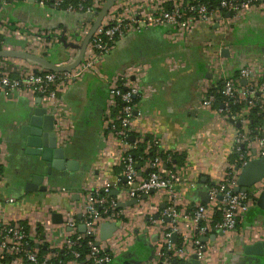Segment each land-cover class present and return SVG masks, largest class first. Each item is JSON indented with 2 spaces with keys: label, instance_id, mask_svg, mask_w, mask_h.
<instances>
[{
  "label": "crops",
  "instance_id": "obj_1",
  "mask_svg": "<svg viewBox=\"0 0 264 264\" xmlns=\"http://www.w3.org/2000/svg\"><path fill=\"white\" fill-rule=\"evenodd\" d=\"M139 1L144 0H116L103 19L120 13L121 5ZM214 18L219 21L202 23L184 38H175L169 25L125 33L104 57L99 73L79 74L81 63L61 71L62 84L52 101L32 91L0 89V224H27L30 250L41 259L38 264H82L76 259L61 262L59 253L65 249V239L72 229L70 218L77 232L85 231L81 221L86 203L95 187L105 180L116 181L111 196L117 200L120 214V224L112 237L99 244L110 254L109 264H169L159 255L161 233L171 224L162 215L167 194L147 191L136 198L129 193L122 167L125 147L109 128L114 117L109 86L129 66L131 83L143 89L136 102L132 135L141 141L152 134L158 136L164 155L160 169L178 177L176 240H188L193 254L190 240L198 235L204 249L200 264H264V211L256 205L264 180L249 190L255 199H249L246 210H239L234 230L217 227L221 216L208 195L226 172L237 181L241 156L251 159L264 150V122L251 128L248 113L243 115L244 121L235 118L231 122L217 107L201 104L210 89L223 83L225 76L236 77L245 65L264 73V0L230 16L218 12ZM91 21V16L40 6L35 0L0 3L1 49L26 51L59 66L71 65ZM225 48L227 57H215V51ZM211 63L219 65L218 70L224 73H217ZM0 68L12 75L23 69H45L21 57H1ZM242 81L240 84L246 86ZM40 106L55 116L57 147L65 148V157L74 160L77 169L41 172L40 185L46 190L27 191L26 183L37 172L33 163L38 161L46 168V162L27 153L21 126ZM245 109L244 104L236 113L242 114ZM236 130L245 137L239 151L235 149ZM136 167L141 178L151 170L148 160ZM198 205L204 206L206 213L193 222L190 216ZM0 264L33 263L0 252Z\"/></svg>",
  "mask_w": 264,
  "mask_h": 264
},
{
  "label": "built area",
  "instance_id": "obj_2",
  "mask_svg": "<svg viewBox=\"0 0 264 264\" xmlns=\"http://www.w3.org/2000/svg\"><path fill=\"white\" fill-rule=\"evenodd\" d=\"M15 1L25 2L28 0H0V3L9 4ZM35 1L40 6L51 5L56 8L63 2V0ZM103 4V0H90V5L85 8L79 5L78 9H75L73 5L69 4L65 9L60 10L79 12L85 16H91L90 28L96 17L95 12L100 10ZM218 4L219 9H209L206 3L199 0H144L127 2L121 5L120 13L108 20H102L101 25L97 28L88 44L87 51L78 67V73H99V66L104 57L114 47L117 39L125 33L139 32L153 26L169 25L173 28V36L175 38H184L202 23L213 24L217 20L214 17L218 12L230 13V15L237 14L244 9L257 5L258 2L257 0H218ZM88 30L84 29V34ZM215 53V57L217 56L221 60L220 49L217 52L215 51ZM217 61L216 64L218 63ZM211 64L213 68L215 67L214 69L217 70V73H224L223 69L218 70L219 65ZM130 69H132L131 66L126 67L110 83L108 100L112 108H116L117 110L110 121L109 128L113 131L119 143L125 147L122 166L129 193L135 195L136 198H140L141 193L150 190L164 191L167 194V206L162 215L163 217H168L171 220V224L168 229L161 233L160 258L164 257L163 261L169 264H173V261L176 262L175 264H185L191 255L188 240L182 239L179 246L171 240L172 234L177 231L179 218L175 198V182L178 177L174 172L160 169L161 156L156 153L153 158L148 160L149 168H151L148 176L141 178L137 173L136 161L130 153L141 141V138H135L133 141L128 138L133 134V126L137 120L136 103L133 102V98L140 97L143 94L140 84L131 83ZM67 76L69 77L70 75ZM61 78V72L47 69L36 71L23 69L17 71L16 75H12L7 71H2L0 68V89L8 92L32 91L52 101L57 95L59 86L62 84ZM241 79L246 80V86L240 84L239 81ZM223 94L227 97V100L218 111L226 116L227 119L230 116L233 119L240 118L241 121H244L242 119L243 115H246L249 107H253L255 103H258L264 115V73L255 72L253 66H243L239 69L236 77L225 76L223 79ZM214 101V95L207 93L201 104L203 107L211 108ZM237 102L245 104V111L242 114H230V105ZM120 103L121 105L118 107ZM116 122L118 123V128H116ZM244 140V135L239 134L238 130H236L235 149L237 151L240 150V144ZM151 149L161 152V139L155 134H152L150 140L147 141V150ZM259 156H264V150ZM248 159L246 155L241 156L242 165ZM115 184V180H105L101 185H97L91 193L85 206L83 220L81 221L85 226L83 233L77 232L74 219H69L68 224L72 229L65 239V247L71 250L75 258L79 257V253L74 250L73 246L86 236L92 237V240L88 241L91 249L86 256L88 260L87 264H109L111 261L110 254L105 253L104 249L97 246L95 242L98 240V229L101 222L117 221L120 217L117 209V200L111 196ZM235 185L236 182L233 175L226 172L208 191L210 200L214 202L216 210L221 216L217 227L223 231L234 230L236 228L239 210H246V203L250 199L247 193L235 192ZM9 200L12 201L13 199ZM205 213V207L198 205L190 217L193 222H197L204 217ZM202 232L200 231V233ZM28 238L29 232L25 230L20 222H3L0 224V252L15 257H22L30 263L38 264L39 260L36 252L26 249ZM190 243L194 248L193 252L197 253L201 258L203 245L199 240V236L193 237ZM163 249L170 252V255L165 256Z\"/></svg>",
  "mask_w": 264,
  "mask_h": 264
},
{
  "label": "water",
  "instance_id": "obj_3",
  "mask_svg": "<svg viewBox=\"0 0 264 264\" xmlns=\"http://www.w3.org/2000/svg\"><path fill=\"white\" fill-rule=\"evenodd\" d=\"M116 0H106L99 11H96V17L91 24V27L87 31L81 45L79 48V53L76 60L67 66L55 65L45 58L20 50H10V49H0L1 57H21L35 61L45 69L55 72L68 71L82 62L84 52L89 44L93 34L97 28L101 25V22L105 15L108 13L110 7L115 3ZM230 16V13H227ZM221 55L227 57L229 55L228 50L225 48L221 51ZM244 84L246 80L243 79ZM46 107H36L27 119V122L21 126V133L25 136V143L27 145V153L40 156L42 161H45L46 168L38 161L33 163V169L39 171V173H34L31 175V180L26 183L27 191L35 190H46V187L40 185L43 180V175L41 172L50 174L52 169L57 170H76L77 163L74 160H70L65 157V148L57 147V137L55 133V116L53 114L46 113ZM231 122L234 121L232 117L229 116ZM237 125H240L237 122ZM131 141L134 140V136L129 137ZM255 155V152H253ZM238 169V167H237ZM264 180V156H256L248 159L244 165L240 168L239 175L237 177L236 185L234 187L235 192L247 193L251 188L256 186V184L261 183ZM264 186V184L262 185ZM154 191V190H150ZM117 192V189L116 191ZM256 205L260 210L264 211V188L260 191ZM56 217L59 215L56 214ZM120 224V221H106L101 223L99 230V240L95 242L99 246L101 241H105L112 237L113 233L116 231ZM81 229L84 230V226L81 225ZM177 234L174 232L172 234L171 240L176 243ZM214 238V236H212ZM205 237L202 239V241ZM204 251V249H202ZM176 262L173 261V264ZM185 264H200V257L197 253H193L189 256Z\"/></svg>",
  "mask_w": 264,
  "mask_h": 264
},
{
  "label": "trees",
  "instance_id": "obj_4",
  "mask_svg": "<svg viewBox=\"0 0 264 264\" xmlns=\"http://www.w3.org/2000/svg\"><path fill=\"white\" fill-rule=\"evenodd\" d=\"M202 1L204 3L207 4L209 9H219V4H218V0H199ZM261 0H257V2L259 3ZM69 4L73 5L75 9H78L79 5H82L85 7L90 5V0H84V1H80V0H63L62 4L60 6L57 7V9H65ZM99 11V10H97ZM2 40V37L0 36V41ZM0 49H1V45H0ZM210 94H213L215 97V101L213 103V106L217 107L218 109H221L223 107L224 102L227 100V97L223 94V83L220 81L219 83H217L212 89H210L209 91ZM138 101V97H134L133 98V102L136 103ZM121 105V103L118 105V107ZM244 106V103H232L230 105V114H235L236 112H239L240 109ZM116 108L113 109V115L116 112ZM249 118V126L251 128L253 127H258L259 125H262L264 122V115L261 112V109L258 105V103H255V105L250 109V111L248 112V116ZM116 128H118V123H115ZM129 138V137H128ZM149 138V139H148ZM144 137L143 141H141L140 143H138L137 147L133 150L130 151L131 156L134 158V160L136 161V166L138 164H142L143 162H145L146 160H149L151 158H153L156 153H158V155L160 156H164L162 155V151H158L156 149H151L148 151L146 150V146H147V141L150 140V137ZM243 152V150H242ZM246 158V157H245ZM123 167V166H122ZM2 172V168L0 165V175ZM247 195L251 198V199H255L254 196H252V192H247ZM218 215V212L216 213ZM220 215V213H219ZM221 219V217H220ZM25 230L27 232H29V228L27 226V224L25 222H20ZM92 240L91 236H86L83 239H81L80 241H78V243L76 245H74V250H76L79 253V257L75 258L74 255L72 254L71 250H68L66 247L65 249L59 253V259L61 260V262H65L67 260H71V259H76L77 261L81 262L82 264H87L88 260L86 259L87 254L90 252V246L88 245V241ZM182 239L178 238L176 240V245L179 246L181 245ZM32 248V243L30 241V238L27 239V245H26V249H31ZM164 250V254L165 256L170 255V252L165 251ZM45 252V250H40V253ZM105 253H108L106 250H104ZM164 257L161 258V260ZM58 259V258H57ZM41 260V259H39ZM53 262V261H52ZM56 262L54 261L53 264H55Z\"/></svg>",
  "mask_w": 264,
  "mask_h": 264
}]
</instances>
